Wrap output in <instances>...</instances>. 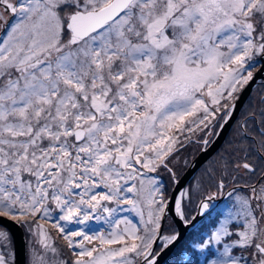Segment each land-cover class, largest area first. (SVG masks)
Instances as JSON below:
<instances>
[{"label":"snow or ice","instance_id":"1","mask_svg":"<svg viewBox=\"0 0 264 264\" xmlns=\"http://www.w3.org/2000/svg\"><path fill=\"white\" fill-rule=\"evenodd\" d=\"M0 9V217L54 219L79 249L73 264H134L130 254L158 264L180 234H162L169 206L147 173L167 166L178 133L209 126V104L219 111L225 92L253 79L264 0H0ZM258 123L255 155L245 150L226 171L264 163V113ZM246 188L208 239L222 247L214 264H264V176ZM125 211L139 215L142 235ZM91 220L111 230L90 235L80 226ZM36 227L45 254L34 249L30 264H66L47 258L57 249ZM11 247L0 229V264H11Z\"/></svg>","mask_w":264,"mask_h":264},{"label":"flooded vegetation","instance_id":"2","mask_svg":"<svg viewBox=\"0 0 264 264\" xmlns=\"http://www.w3.org/2000/svg\"><path fill=\"white\" fill-rule=\"evenodd\" d=\"M1 12L4 13L3 9H1ZM6 14L7 13H5V15ZM3 17L0 16V30H2V26L8 19V14L5 16L6 19ZM257 59H259V63H257L254 68L248 69L253 72V76L262 63L261 58L258 57ZM246 74L247 72L245 71L244 75ZM246 85L242 88L238 87L237 91L233 92L231 99L227 97V92L224 93V98L220 100L219 111L215 112L214 117L211 119V123L208 128L205 129L206 131H204V127L201 126L200 130L193 131L192 133H188L187 131L179 133L181 137L178 145L174 147V150L166 158L167 166L165 169L170 173L173 183H175V179L183 174L200 151L207 148L217 137L221 126L232 111L234 102L239 98ZM214 107L216 108V106ZM262 113H264V76L250 91L219 147L201 165L185 189V193H189L190 190H193L192 186L195 182L204 183L206 185L207 189L201 191V196L196 205H194L195 208L193 209L192 214L188 215L186 213V196L183 198V206L185 208V219L189 221L198 211L200 203H210V209L205 214L204 218L189 234H194L193 232L198 230V233L196 234L197 241L201 242L198 245H215V255L221 254L222 247L216 243L213 244V242L207 243L209 237L218 226L220 220L225 216L233 214V205L238 206L237 197H242L247 194L246 186L257 183L261 177L264 176V163L258 165L254 174H245V170L242 168L239 171H235L231 165L228 167L227 171L225 168V164L228 161L232 162V164L242 163L245 150H248L251 155H255L256 150L260 147L259 141L261 138L258 135L257 130L260 127L258 121L261 118ZM245 131L251 133L252 136L255 137V141L246 137L244 135ZM205 141H207V143H205ZM185 148L190 149V161L182 173L177 175L175 174L174 167L171 165V160L175 154H179V152L180 154L183 153L182 151H184ZM184 162L185 161L183 160V164ZM233 177L236 178L233 179ZM222 179L224 180V187L220 189L217 187V184ZM208 197H212L213 199L208 201ZM235 223L236 222L233 221V224ZM205 229L209 230L206 231ZM203 231H206V233H203Z\"/></svg>","mask_w":264,"mask_h":264},{"label":"rangeland","instance_id":"3","mask_svg":"<svg viewBox=\"0 0 264 264\" xmlns=\"http://www.w3.org/2000/svg\"><path fill=\"white\" fill-rule=\"evenodd\" d=\"M0 16L1 17L4 16L3 18L6 19L5 16H7V14L5 15V13H2L1 9H0ZM0 28H1V24H0ZM65 42H66V39H65ZM261 65H262V63L260 64V66ZM209 107L213 112H216V108L213 105L209 104ZM212 118L213 117H210V120ZM207 128H203L204 131H206L205 129H207ZM201 132H202V130H201ZM177 137H178V142H179L180 137H181L179 135V133L177 134ZM177 145H178V143L175 144L174 147H176ZM189 151H190L189 148H185L184 151H182L183 153L180 154V152H179V154L177 153L173 156V158L171 160V165L174 167L175 174L180 175L182 173V171L184 170V168L186 167V165L189 163V161H190ZM183 160L185 161L184 162L185 165L183 164ZM147 176L156 180V182H157L156 186L160 188L161 192H163L165 200L167 201L170 194H171V190L173 189L174 183H173V179H172L170 173L168 171H166L165 166L161 165L160 167H158L156 169L155 172L147 173ZM192 187H193V190H190L189 193H187V195H185L187 197V199H186L187 200L186 201V213L188 215L193 213V209L195 208L194 205H196L197 201L199 200V198L201 196L200 195L201 191L203 189H207L206 185L204 183H199V182H197V183L195 182ZM109 206H115V205L110 204ZM50 207H52L53 209L55 208L54 205H50ZM38 215H39L38 217L27 218L26 220L21 221L23 226H24L26 237H27V248H28V250H27V264H30V260L32 259V253H33L34 249L36 251H38L41 255L45 254L44 249L41 247V245L39 243L40 237L37 235V227L36 226L39 224L44 225V228L46 229L48 235L51 238V242L53 243V245L57 249V256L53 257V255L49 252V253H47V258L49 260H52V259L62 260V261H65L66 264H73V261L75 259L73 260L72 258H69L68 255L66 254L67 249H70L68 247V245L63 243L62 239L53 230V227L51 226V224L49 222H47L46 220L42 219L40 214H38ZM55 215H56V213L53 212V217H55ZM118 216H127L140 229V234L143 233V225L140 224L139 215H136L135 212H133V211L120 212V213H118ZM145 218H147V209L146 208H145ZM80 227H84L86 231L90 227L91 228V231L89 232L90 235L93 234L94 232L108 233L111 230L110 225L108 223H105L104 220H100V221L91 220L88 222V225H81ZM122 227H123V225H122ZM0 229H7V228L0 225ZM7 231L10 233V231L8 229H7ZM176 232H177V228H176L174 221L171 218H168L166 221L165 232L163 235H170V234H173ZM193 233L194 234H191L188 237L190 241L195 240L196 234L198 233V230L193 232ZM10 235H11V233H10ZM207 236H210V235H207ZM11 242H12V247L10 249V251L12 252L11 264H14V243H13L12 235H11ZM56 242L58 245L56 244ZM198 244H199V242H198ZM213 244H215V242H213ZM161 245H162V241L159 242V244L157 246L158 248L157 247L156 248L159 250ZM88 246L91 247V245H88ZM113 247H117V246L114 245ZM211 247L214 249L215 245L214 246L209 245L207 247L205 245H203V247H199L198 248L199 251L195 252V254L197 256H201L202 258L200 259V262L197 260H194L193 263L194 264H214V262L220 257L221 254L220 255L217 254L213 257H211V255H209L210 258L208 256H206V255L211 253V250H212ZM73 249H75L76 252L79 251L78 248H73ZM190 249H191V247H189L188 242L184 241L183 243H181L177 247V249L173 252V254L170 256L168 261L165 262V264H180L181 259H182L181 255H183L184 251H190L191 252ZM193 251L194 250H192V252ZM130 258L133 259L134 264H140L141 259L138 257H135L134 254H130ZM206 258H208V260H206ZM6 259H7V257H6ZM188 261L189 260H187V262Z\"/></svg>","mask_w":264,"mask_h":264},{"label":"water","instance_id":"4","mask_svg":"<svg viewBox=\"0 0 264 264\" xmlns=\"http://www.w3.org/2000/svg\"><path fill=\"white\" fill-rule=\"evenodd\" d=\"M262 65L255 72L253 79L249 81L244 90L242 91L239 98L234 102L232 111L229 117L225 120L224 124L221 126L217 137L214 141L207 147L204 148L200 153L192 160L188 168L183 172V174L175 179V185L172 189V192L167 200L168 209H166L165 219L161 221V227L164 231L166 220L169 216H171L174 222L177 225L178 233L180 234L179 239L174 243V245L169 246L163 253L157 258L158 264H163L173 253L176 247L180 242L184 240L186 235L194 229L200 221L204 218L205 214L201 209V203L199 204L198 211L192 217L191 220L185 223V218L181 220L178 214L175 212V201L180 199L181 192H185L186 186L192 177L196 174L197 170L201 167V165L216 151L219 147L226 134L228 133L231 124L237 117L243 103L248 97L250 91L254 88L256 83L264 76V59H262ZM213 199V198H212ZM0 225L6 227L12 237L14 243V264H27V237L25 233L24 226L19 220H11L8 217H0ZM163 234V232H162ZM160 241L157 244H154V251L158 246ZM160 251V250H159ZM141 264V261H140Z\"/></svg>","mask_w":264,"mask_h":264},{"label":"trees","instance_id":"5","mask_svg":"<svg viewBox=\"0 0 264 264\" xmlns=\"http://www.w3.org/2000/svg\"><path fill=\"white\" fill-rule=\"evenodd\" d=\"M137 215V214H136ZM39 215L37 214V216L36 217H38ZM138 217V216H137ZM140 218V217H139ZM44 220H46V219H44ZM140 220V219H139ZM47 222H49L50 224H52L53 222H54V219L52 220V221H49V220H46ZM53 230L58 234V236L62 239V241H63V243L64 244H67V242L63 239V236H62V234H60L59 233V231L57 230V229H55V228H53ZM206 231L207 230H209V229H205ZM206 231L204 232L203 231V233H206ZM211 231V230H210ZM164 232H165V230H164ZM143 234V233H142ZM141 234V235H142ZM206 235V234H205ZM190 236V235H189ZM188 236V237H189ZM186 238L185 239V241L186 242H188V244H189V247H191V252H192V250H194L192 253L190 252V251H184L183 252V255H181V262H180V264H194L193 263V261L194 260H197V261H199L200 262V259L202 258V257H200V256H197L196 254H195V252H198L199 251V249H198V247H196L197 246V244H198V241L196 240L197 239V235H196V238H195V240H189V238ZM200 242V241H199ZM56 244H57V242H56ZM58 245V244H57ZM76 251H75V249H73V248H70V249H67V255H68V257L69 258H72L73 260L76 258V257H74L75 256V253ZM189 254V255H188ZM73 256V257H72ZM187 260H189L188 262H187ZM168 261V260H167ZM165 264V263H164Z\"/></svg>","mask_w":264,"mask_h":264}]
</instances>
